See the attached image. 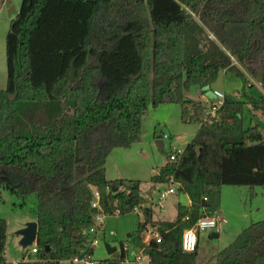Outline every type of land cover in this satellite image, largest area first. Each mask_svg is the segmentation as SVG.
<instances>
[{
  "label": "trees",
  "instance_id": "obj_1",
  "mask_svg": "<svg viewBox=\"0 0 264 264\" xmlns=\"http://www.w3.org/2000/svg\"><path fill=\"white\" fill-rule=\"evenodd\" d=\"M11 21L8 81L0 88V193L20 204L37 199V252L17 264L90 258L95 217L136 210L143 215L136 230L98 264H124L123 242L143 247L148 264H196L198 243L184 251L182 233L213 214L221 186L264 188V136L242 120L245 105L264 111V0H22ZM220 72L233 73L241 87L210 115L186 91L210 88ZM250 77L258 95L249 92ZM171 102L198 128L151 180L172 178L190 203L177 204L175 219L156 220L140 182L107 178L105 163L112 149L140 141L149 105ZM148 228L159 241L144 242ZM6 231L0 217V264ZM211 262L264 264V219Z\"/></svg>",
  "mask_w": 264,
  "mask_h": 264
},
{
  "label": "rangeland",
  "instance_id": "obj_2",
  "mask_svg": "<svg viewBox=\"0 0 264 264\" xmlns=\"http://www.w3.org/2000/svg\"><path fill=\"white\" fill-rule=\"evenodd\" d=\"M19 9L22 0H10ZM12 21L8 17L6 8L0 10V88L7 86V35ZM255 88L249 89L251 94L258 95V80L249 78ZM241 81L233 73L220 72L211 87H191L186 96L200 101L204 105L215 100L213 90L217 89L224 94L238 95ZM244 127L256 126L264 136V111L245 105L242 113ZM198 125L193 121H183L181 118V105L179 103H161L157 106L149 105L142 121L140 141L130 147L114 148L109 153L105 168L109 179L125 178L140 182L141 194L146 199V205L152 208L153 219L173 220L177 215V204L186 205V194L177 191L176 184L155 183L151 176L158 172L159 167L167 160L168 153L182 150L196 133ZM161 137V138H160ZM163 140L162 149L156 139ZM173 186L175 193L159 198V192ZM37 199L30 195L24 204L19 198L7 190L0 193V217L7 223L5 257L8 260L20 261L26 254V248L20 244L17 230L21 225L36 219L35 207ZM216 210L222 217L219 237H212V229L200 232V252L196 264H207L213 253L226 247L238 233L252 222L264 219V188L261 186L223 185L216 199ZM214 208V209H215ZM143 215L140 210L129 214H112L102 216L101 230L95 237L97 242L93 246L92 259L100 261L110 257L104 243L119 247V242L129 238L127 235L134 232L138 221ZM147 232L144 239H147ZM29 248V247H28ZM31 258V257H30ZM59 264H71L62 260ZM74 264V263H72ZM128 264V263H127ZM141 264H147L142 261ZM212 264V262L210 263Z\"/></svg>",
  "mask_w": 264,
  "mask_h": 264
},
{
  "label": "built area",
  "instance_id": "obj_3",
  "mask_svg": "<svg viewBox=\"0 0 264 264\" xmlns=\"http://www.w3.org/2000/svg\"><path fill=\"white\" fill-rule=\"evenodd\" d=\"M213 95L215 97V100L212 102H209L206 106L207 108V113L210 115H215L217 113V109L222 105L223 99H224V93L214 89L213 90ZM178 152H181L182 150H176ZM175 154L172 152L170 155V159H174ZM170 184H176L173 182L172 178L169 180ZM176 190L173 186L167 187V189L162 190L159 192V198L163 199L166 197L167 194H172L175 193ZM95 198H98V193L95 191ZM94 200L92 203L93 206L98 207L97 200ZM102 214H98L95 217V224L88 229V233L91 235H94L92 238V245L97 242V238L95 237L96 233L99 230V227L102 225ZM223 221V219L219 215H214L212 214L211 216L209 215H204L198 218V220L195 222L194 225L191 227L185 229L182 233V238H181V247L184 251L191 252L194 251L197 243H198V233L205 230V229H212L214 231H219L220 230V224ZM148 238L144 239L145 243H148L149 239L151 237H155L157 241H159V237L157 232L154 229L148 228L146 230ZM123 249L126 251V257L124 259V264H138L143 257H147V255L144 253V248L140 249H133L129 248L126 242H123ZM37 252L35 243H33L30 246L29 253L34 254ZM26 259H31L30 257H26ZM148 259V257H147ZM69 261L71 264H98V261L92 259V256L90 258H73ZM16 264V263H15Z\"/></svg>",
  "mask_w": 264,
  "mask_h": 264
},
{
  "label": "water",
  "instance_id": "obj_4",
  "mask_svg": "<svg viewBox=\"0 0 264 264\" xmlns=\"http://www.w3.org/2000/svg\"><path fill=\"white\" fill-rule=\"evenodd\" d=\"M4 5L7 8L8 17L11 19L18 13V9L11 3L10 0H4ZM161 143V142H160ZM20 236V244L24 248L30 247L36 241L37 235V222L35 220L27 222L23 227L17 230ZM130 236V233L127 235ZM212 236L217 237V233H213ZM104 247L108 254L112 255L117 251V247L105 242Z\"/></svg>",
  "mask_w": 264,
  "mask_h": 264
},
{
  "label": "crops",
  "instance_id": "obj_5",
  "mask_svg": "<svg viewBox=\"0 0 264 264\" xmlns=\"http://www.w3.org/2000/svg\"><path fill=\"white\" fill-rule=\"evenodd\" d=\"M3 8H6L5 7V5H4V2L2 3V5L0 6V10L1 9H3ZM6 10H7V8H6ZM258 86V89L259 90H261V86H259V85H257ZM201 102H203L202 100H200ZM161 138V137H160ZM160 138H157L156 139V143L158 144V146L162 149V147H163V145H164V143H163V140L162 139H160ZM161 142V143H160ZM186 199H187V201H186V205H188L189 203H190V200H189V198H188V196L186 195ZM213 214L214 215H219L220 216V214L218 213V210H216V208L213 210ZM221 217V216H220ZM222 218V217H221ZM35 220V219H34ZM25 224H23V225H21L20 226V228L21 227H23ZM19 228V229H20ZM213 233H217V237H219L220 236V234L218 233V231H214V230H212V233H211V236H212V234ZM212 237H214V236H212ZM214 238H216V237H214ZM111 245V244H110ZM113 246H116V245H113ZM117 247V246H116ZM29 250H30V248H29ZM29 250L28 251H26V254H24L23 256H22V259L21 260H28V259H26V257H31V259L32 258H34V254H31V253H29ZM117 250H118V248H117ZM199 252H200V232L198 233V255H199ZM216 253V252H215ZM215 253H213V255L215 254ZM213 255H212V257H213ZM4 256H5V254H4ZM211 257V258H212ZM210 258V259H211ZM198 259V258H197ZM142 261H146V263L148 264V259H147V257H143L142 259H141V261L138 263V264H141L142 263ZM19 261H16V260H8V259H6V257H5V264H17Z\"/></svg>",
  "mask_w": 264,
  "mask_h": 264
}]
</instances>
